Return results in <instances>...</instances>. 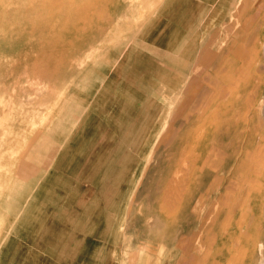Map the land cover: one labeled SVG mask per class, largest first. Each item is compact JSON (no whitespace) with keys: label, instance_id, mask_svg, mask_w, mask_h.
I'll return each instance as SVG.
<instances>
[{"label":"rangeland","instance_id":"rangeland-1","mask_svg":"<svg viewBox=\"0 0 264 264\" xmlns=\"http://www.w3.org/2000/svg\"><path fill=\"white\" fill-rule=\"evenodd\" d=\"M0 136V264H264V0H0Z\"/></svg>","mask_w":264,"mask_h":264},{"label":"bare ground","instance_id":"bare-ground-1","mask_svg":"<svg viewBox=\"0 0 264 264\" xmlns=\"http://www.w3.org/2000/svg\"><path fill=\"white\" fill-rule=\"evenodd\" d=\"M191 136L192 135L190 132L187 134L186 137L184 134H182V136L179 138V141L177 142V148H176L175 154L177 156L176 158L178 159L176 163V173L174 175L176 177L178 176V181H175V178H174V181L176 183H173L175 188H173V186L172 188L174 189V191L175 190L176 191H175L174 197L172 194H170L172 195L174 199L172 200L169 194L166 193L168 189L164 195L165 196L164 199H166V195L168 194L169 199L172 200L171 201L172 203H169L170 200L169 201L167 200L170 206L168 205L169 206L168 208L163 209L161 211L163 220L167 221L166 229L171 230V231L176 228L178 231V228H181L184 223V217L192 212L193 182H194V175H195V170L197 167L196 162H197V157H198L196 152L199 149V147L196 148L197 147L196 141L200 139H195L194 141H192ZM210 136L211 135L207 136V139L203 142V160L205 161V163H208L209 165L211 164V153H208V152L212 150V145H211L212 138H210ZM2 138H4L5 140H0L1 145H3L2 143H4L2 147L0 146V176H2L4 172L11 176L12 179H9V178L6 179V186H10L9 191H11L14 185V176L17 173V167H18L16 164V160L17 158H19V155L21 153L23 154L26 153L27 148L25 144L27 143H25L23 140L20 139V142H17V143H20L21 145L16 143L17 144V147H16L14 146V144H12L13 138L6 139L3 136ZM185 144L186 146L183 147ZM250 146H252V143ZM187 147H190L188 151L186 150ZM178 149L180 151H178ZM253 159L256 160L257 164H260L259 167H261L260 168L261 172H264V152L263 154L262 153L259 154V152L257 153L253 151L247 152V150H245V156L241 158L240 160L241 163L239 165V168H241V170L245 169L243 173V179L247 177L248 171L250 169L248 162L249 160H253ZM3 163H5V165ZM2 170H4V172H2ZM11 194L12 192L9 193L10 197H11ZM164 201L166 202V200ZM164 201H162V205ZM238 208H239V203L238 201H235L231 205L232 212L234 210H237ZM231 221L233 220L231 219L227 220L226 224H228V222L231 223ZM163 230H164V226H163ZM162 253H163V250H162Z\"/></svg>","mask_w":264,"mask_h":264}]
</instances>
